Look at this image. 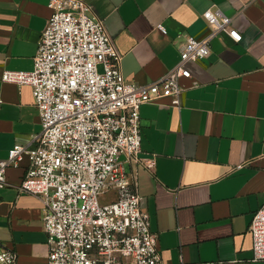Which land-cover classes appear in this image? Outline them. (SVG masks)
Wrapping results in <instances>:
<instances>
[{
  "label": "crops",
  "instance_id": "1",
  "mask_svg": "<svg viewBox=\"0 0 264 264\" xmlns=\"http://www.w3.org/2000/svg\"><path fill=\"white\" fill-rule=\"evenodd\" d=\"M121 53L126 82L144 83L170 69L186 34L201 38V16L217 6L241 34L220 32L210 53L185 63L190 77L179 107L169 97L139 107L143 158L135 169L141 206L166 264H261L252 261L248 225L264 203V0H85ZM48 0H0V160L16 144L32 147L41 128L31 87L2 81L4 69L30 70L51 13ZM158 24L166 28L162 32ZM24 155L6 167L0 187V248L17 264H46L42 201L18 190Z\"/></svg>",
  "mask_w": 264,
  "mask_h": 264
},
{
  "label": "built area",
  "instance_id": "2",
  "mask_svg": "<svg viewBox=\"0 0 264 264\" xmlns=\"http://www.w3.org/2000/svg\"><path fill=\"white\" fill-rule=\"evenodd\" d=\"M51 13L41 31L30 70L4 69L2 81L31 87L41 128L35 145L16 144L0 160V187L6 167L26 155L18 190L42 201L46 264H166L157 234L141 206L135 169L152 171L154 155L143 158L139 107L169 97L179 107L190 77L187 61L206 57L220 32L241 38L230 16L209 6L201 16L208 33L186 34L177 62L149 82H126L121 53L85 0H48ZM162 32L166 28L158 24ZM248 230L252 261L264 264V203L253 211ZM13 250L0 248V264H17Z\"/></svg>",
  "mask_w": 264,
  "mask_h": 264
}]
</instances>
